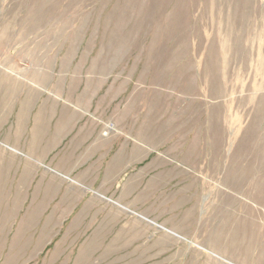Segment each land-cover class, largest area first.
<instances>
[{"label": "rangeland", "instance_id": "rangeland-1", "mask_svg": "<svg viewBox=\"0 0 264 264\" xmlns=\"http://www.w3.org/2000/svg\"><path fill=\"white\" fill-rule=\"evenodd\" d=\"M0 264H264V0H0Z\"/></svg>", "mask_w": 264, "mask_h": 264}]
</instances>
